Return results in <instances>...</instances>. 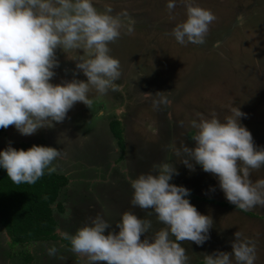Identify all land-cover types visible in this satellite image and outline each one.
I'll list each match as a JSON object with an SVG mask.
<instances>
[{
	"label": "rangeland",
	"instance_id": "obj_1",
	"mask_svg": "<svg viewBox=\"0 0 264 264\" xmlns=\"http://www.w3.org/2000/svg\"><path fill=\"white\" fill-rule=\"evenodd\" d=\"M167 2L94 0L98 10L110 5L113 15L126 14L125 22L133 21L132 32L122 30L109 45L110 55L120 61L118 90L105 96L91 91V109L77 102L63 122L53 121L30 136L8 127L0 136V150L26 142L60 151L54 172L66 175L70 182L57 197L63 211L52 206L59 237L61 230L74 233L97 214L111 223L106 235L118 232L116 223L125 211L151 220L153 230L162 227L155 216L131 206L130 179L154 173V164L168 162L178 172L170 183L189 189L186 198L213 220L202 245L180 242L188 264L203 262L205 254L231 253L237 231L254 242L255 264H264V206L248 212L235 208L214 175L198 164L189 170L179 162L183 156L173 151L182 145L195 146L193 120L211 118L213 113L223 120L234 108L246 114L239 123L251 132L256 147L264 148V0H193L217 18L201 44L176 41L171 30L186 19L185 8L177 0L176 8L169 11ZM76 55L56 50L59 66L53 84L87 80L72 60ZM114 119L122 129L123 149L109 130ZM250 179H264V166L253 170ZM4 232L0 226V264H87L60 240L10 246ZM53 246L56 255L50 256L48 249ZM232 264H236L234 257Z\"/></svg>",
	"mask_w": 264,
	"mask_h": 264
},
{
	"label": "clouds",
	"instance_id": "obj_2",
	"mask_svg": "<svg viewBox=\"0 0 264 264\" xmlns=\"http://www.w3.org/2000/svg\"><path fill=\"white\" fill-rule=\"evenodd\" d=\"M179 2L186 19L177 23L171 34L180 44L204 43L209 26L217 19L215 14L193 0ZM176 6L177 0H168L166 5L169 11ZM124 16L113 15L110 5L98 10L94 0H0V128L14 126L21 135L30 136L52 126L53 121L63 122L77 102L91 109V91L98 96L117 91L120 61L110 55L109 45L122 30L132 32L133 21L128 18L125 22ZM58 48L65 54L77 53L72 60L86 81L51 82L59 66ZM230 113L223 120L214 113L211 118L193 120L195 146L182 145L173 151L175 156H183L179 162L189 170L198 164L214 175L227 201L248 212L264 206V179H250L253 170L264 166V148H257L251 132L239 123L246 114L240 108ZM59 156L60 151L50 146L33 144L25 150L9 144L0 150V167L13 183L31 185L45 170L55 171L53 162ZM153 168L154 173L130 179V204L155 216L162 227L153 230L151 220L125 211L116 223L119 231L106 235L111 223L97 214L74 233L61 230L72 252L87 264H188L180 242L202 245L209 238L213 220L186 198L189 189L170 183L178 174L173 164L162 162ZM231 247V253L205 254L203 264H232L233 257L236 264H255V244L241 232L235 233ZM48 254L55 256L56 248H49Z\"/></svg>",
	"mask_w": 264,
	"mask_h": 264
},
{
	"label": "trees",
	"instance_id": "obj_3",
	"mask_svg": "<svg viewBox=\"0 0 264 264\" xmlns=\"http://www.w3.org/2000/svg\"><path fill=\"white\" fill-rule=\"evenodd\" d=\"M119 127L117 119L110 121L109 130L123 149L122 129ZM4 131L0 128V136ZM32 145L22 142L16 149L27 150ZM67 184L65 175L45 170V174L35 184L17 185L7 176L6 170L0 167V226L9 238L10 246L60 240L71 250L69 242L57 235L52 213L53 205L59 212L63 211L57 197Z\"/></svg>",
	"mask_w": 264,
	"mask_h": 264
},
{
	"label": "crops",
	"instance_id": "obj_4",
	"mask_svg": "<svg viewBox=\"0 0 264 264\" xmlns=\"http://www.w3.org/2000/svg\"><path fill=\"white\" fill-rule=\"evenodd\" d=\"M65 176H66V175H65ZM69 182H70V181H69ZM69 182H68V184H69ZM68 184H67V185H68ZM56 229H58V227H56ZM4 233H5V232H4Z\"/></svg>",
	"mask_w": 264,
	"mask_h": 264
}]
</instances>
